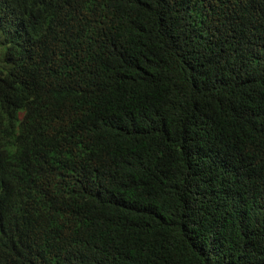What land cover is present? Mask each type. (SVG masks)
<instances>
[{"label": "trees", "instance_id": "1", "mask_svg": "<svg viewBox=\"0 0 264 264\" xmlns=\"http://www.w3.org/2000/svg\"><path fill=\"white\" fill-rule=\"evenodd\" d=\"M0 264H264V0H0Z\"/></svg>", "mask_w": 264, "mask_h": 264}, {"label": "rangeland", "instance_id": "2", "mask_svg": "<svg viewBox=\"0 0 264 264\" xmlns=\"http://www.w3.org/2000/svg\"><path fill=\"white\" fill-rule=\"evenodd\" d=\"M0 54H1V50H0Z\"/></svg>", "mask_w": 264, "mask_h": 264}]
</instances>
